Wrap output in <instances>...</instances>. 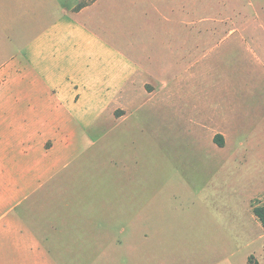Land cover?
<instances>
[{"label": "crops", "instance_id": "1", "mask_svg": "<svg viewBox=\"0 0 264 264\" xmlns=\"http://www.w3.org/2000/svg\"><path fill=\"white\" fill-rule=\"evenodd\" d=\"M181 1L188 2L0 0V264H109L116 252L108 250L126 243L129 264H249L251 257L264 264V227L254 213L261 196H180L198 202L196 214L187 210L182 220L140 233L142 197L120 183L118 216L130 235L117 239L111 215L80 194L86 184L79 176L90 164L79 160L114 106L136 105L141 94L148 103L173 98L168 85L191 51L190 36L173 32L171 10ZM121 23L145 46L129 39L134 34L121 37ZM155 40L170 49L171 62L162 67L146 55ZM196 216L204 225L197 230ZM171 231L205 232V251L185 256L186 241L162 236V255L153 242L141 245Z\"/></svg>", "mask_w": 264, "mask_h": 264}, {"label": "rangeland", "instance_id": "2", "mask_svg": "<svg viewBox=\"0 0 264 264\" xmlns=\"http://www.w3.org/2000/svg\"><path fill=\"white\" fill-rule=\"evenodd\" d=\"M171 12L175 35L191 38V51L168 85L173 98L148 103L141 94L132 99L136 105L114 106L79 160L90 164L79 176L86 184L80 194H88L95 210L103 207L111 215L117 239L130 235L118 216L120 183L121 189L132 188L142 197V215H147L137 224L140 233L182 220L187 210L196 214L197 196H238L247 202L257 195V205L264 206V0H188L176 3ZM119 27L123 38L136 33L125 23ZM24 29L20 27L21 34ZM129 39L146 44L137 35ZM148 50L152 66L171 62L170 49H162L161 40L149 42ZM180 196H196V201ZM192 224L196 230L204 226L197 216ZM122 228L124 235L119 234ZM200 231L158 232L159 237L151 234L141 245L153 242L155 255H162V245H157L162 236L186 241L185 256L203 254L207 244ZM130 246L109 249L116 252L109 264H119V257L120 264H129ZM150 247L143 249L148 260ZM261 259L264 263V255Z\"/></svg>", "mask_w": 264, "mask_h": 264}, {"label": "trees", "instance_id": "3", "mask_svg": "<svg viewBox=\"0 0 264 264\" xmlns=\"http://www.w3.org/2000/svg\"><path fill=\"white\" fill-rule=\"evenodd\" d=\"M217 140V138H216ZM254 213L256 217L261 222L262 226L264 227V206H258L254 209ZM249 264H258L253 257L249 259Z\"/></svg>", "mask_w": 264, "mask_h": 264}]
</instances>
